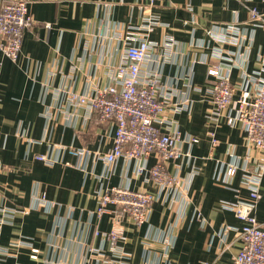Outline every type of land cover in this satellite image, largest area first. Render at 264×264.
I'll return each instance as SVG.
<instances>
[{
    "label": "crops",
    "instance_id": "crops-1",
    "mask_svg": "<svg viewBox=\"0 0 264 264\" xmlns=\"http://www.w3.org/2000/svg\"><path fill=\"white\" fill-rule=\"evenodd\" d=\"M26 1L34 24L22 33L18 58L0 51V216L7 214L0 264H229L243 224L231 204L250 201L243 167L260 153L248 150L238 124L211 120L215 78L207 69L216 64L228 75L233 102L249 76L264 77V27L248 20L250 8L264 13V0ZM148 19L157 21L150 41L172 39L169 54L149 51L141 75L155 74L171 106L181 103L164 112L185 138L182 154L166 162L173 186L137 173L142 161L134 158L108 164L114 124L69 98L114 83L126 39L143 34ZM71 148L90 151L77 156ZM156 159L152 152L145 167ZM231 162L238 168L227 179ZM111 186L154 195L143 223L111 204L97 214L99 195ZM253 208L264 229V173ZM116 221L123 238L111 247Z\"/></svg>",
    "mask_w": 264,
    "mask_h": 264
},
{
    "label": "built area",
    "instance_id": "built-area-1",
    "mask_svg": "<svg viewBox=\"0 0 264 264\" xmlns=\"http://www.w3.org/2000/svg\"><path fill=\"white\" fill-rule=\"evenodd\" d=\"M248 11V20L264 27V13L255 8ZM156 23L155 19H148L143 34L134 40L126 39L123 59L114 68V83L96 89L94 95L70 93L69 98L95 111L100 122L114 124L112 146L104 155L108 164L119 157L134 158L142 161L137 165V173L147 170L156 184L173 186L178 181L168 173L166 162L182 154L181 145L185 138L175 127H170L174 121L164 119V112L169 105L170 111H179L181 103L171 106L170 97L163 91L155 74L144 79L141 75L142 66L151 49L160 46L164 53L169 54L167 49L172 45V39L164 40L161 44L148 39ZM33 24L34 19L28 11L26 0H8L3 3L0 6V51L15 61L19 56L22 33ZM45 26L49 28L51 25L45 23ZM207 73L215 78L209 89L213 115L211 120L217 122L222 119L229 126L238 124L248 150L260 153V157L252 158L248 155L243 167L246 174L249 173L243 177L242 183L249 188L250 201L231 204V209L243 224L238 230L241 247L229 264H264V229L253 211L254 201L259 198L260 178L264 173V77L249 76L240 86V94L233 102L234 86L228 75L220 72L216 64L210 65ZM187 101L185 99L182 103L186 104ZM162 123L165 124L163 130L160 128ZM210 134L213 136L214 133ZM188 137L190 142H197L196 137ZM212 141L216 142L214 137ZM69 151L78 156L90 150L71 148ZM152 152H155L157 159L147 168L144 162ZM248 157H251L252 162L255 161L251 169H248ZM36 158L45 163L51 162L43 154ZM237 168V163H229L225 171L226 178H231ZM154 199V195L146 190L111 186L99 195L96 212L101 215L107 211L108 204L115 205L119 208L118 215L141 224L147 219ZM6 215L0 216V227L7 220ZM123 228L120 221L113 223L109 231L111 247L117 239L123 238ZM31 256L35 257V254Z\"/></svg>",
    "mask_w": 264,
    "mask_h": 264
}]
</instances>
